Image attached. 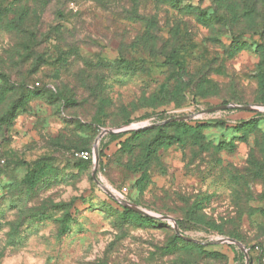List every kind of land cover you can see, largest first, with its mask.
Returning a JSON list of instances; mask_svg holds the SVG:
<instances>
[{"label": "rangeland", "instance_id": "obj_1", "mask_svg": "<svg viewBox=\"0 0 264 264\" xmlns=\"http://www.w3.org/2000/svg\"><path fill=\"white\" fill-rule=\"evenodd\" d=\"M0 160V264H263L264 0H0Z\"/></svg>", "mask_w": 264, "mask_h": 264}, {"label": "water", "instance_id": "obj_2", "mask_svg": "<svg viewBox=\"0 0 264 264\" xmlns=\"http://www.w3.org/2000/svg\"><path fill=\"white\" fill-rule=\"evenodd\" d=\"M226 109H235V110H241V111H250L252 110V108L250 106H238V105H229V106H221V107H216V108H212V109H208L206 111H203L201 112L202 113H211V112H216V111H220V110H226ZM194 117L193 116H185V117H177L175 119H171V120H168L166 122H174V121H188V120H191L193 119ZM165 122V123H166ZM128 131H133L132 130H128ZM106 133H110V134H113L114 132H104L101 137L104 136V134ZM96 166H97V163H95ZM96 170V169H95ZM96 172V171H95ZM94 178H95V173H94ZM96 179V178H95ZM124 207H127V208H132L130 205L126 204V203H121ZM135 210V212L139 213V214H142L144 216H148V217H152L151 215H149L148 213H146L145 211L143 210H140V209H136V208H133ZM155 218V217H154ZM158 219L160 220H164V221H174L171 217H167V216H160V217H157ZM174 229H175V232L178 236H181L180 234V231H179V228H178V225L177 223L174 222ZM220 242H228V243H233L235 245H237L242 252L245 253V255H247V250L241 245L239 244L238 242L236 241H233V240H230V239H223L221 240Z\"/></svg>", "mask_w": 264, "mask_h": 264}, {"label": "trees", "instance_id": "obj_3", "mask_svg": "<svg viewBox=\"0 0 264 264\" xmlns=\"http://www.w3.org/2000/svg\"><path fill=\"white\" fill-rule=\"evenodd\" d=\"M149 118H154L156 122H166L170 119H174L176 117H168L167 116V113L165 111H161L159 114L151 117V116H143V117H140L138 119H132L130 121H127L126 122V125H130L131 123L133 122H138V121H142V120H145V119H149ZM191 120H188V121H174V122H166V123H163V124H158V125H154L152 127H149V128H146V129H143L141 131H133L132 134L134 135H141V134H145L147 132H151V131H154V130H163L164 128H168V127H173V126H177V127H188L189 124L191 123L190 122ZM203 124H206V123H197V126H202ZM131 135V134H130ZM82 151H88V150H82ZM90 152V151H88ZM126 212H129V211H132L131 209L127 208V207H124L123 205H120ZM137 213V212H136ZM139 214V213H137ZM141 216L144 217V219H150L148 218V216H144L142 214H139ZM177 225L179 226L180 224L177 223ZM181 234V233H180Z\"/></svg>", "mask_w": 264, "mask_h": 264}, {"label": "built area", "instance_id": "obj_4", "mask_svg": "<svg viewBox=\"0 0 264 264\" xmlns=\"http://www.w3.org/2000/svg\"><path fill=\"white\" fill-rule=\"evenodd\" d=\"M163 123H165V122H162V123L161 122H156L154 118H149V119H145V120L138 121V122H135V123L133 122L130 125H128V128L130 127L131 129H133V131H136V130H143V129L152 127L154 125L163 124ZM92 155L93 154L88 152V151H79V152H75L74 153V157L76 159H80V160H83V161H89L92 158ZM4 165H5V161L4 160H0V172H1L2 168L4 167ZM124 191H126V189H124ZM263 264H264V260H263Z\"/></svg>", "mask_w": 264, "mask_h": 264}]
</instances>
